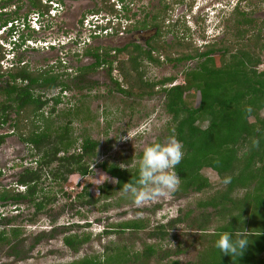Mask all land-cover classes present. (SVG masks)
<instances>
[{
    "label": "trees",
    "instance_id": "obj_1",
    "mask_svg": "<svg viewBox=\"0 0 264 264\" xmlns=\"http://www.w3.org/2000/svg\"><path fill=\"white\" fill-rule=\"evenodd\" d=\"M54 1L65 5L68 0ZM120 3L123 5L124 19L130 23L125 29L120 24L113 37H118L122 31L131 34L152 29L158 31L157 35L148 39L146 48L145 44L128 43L122 48L86 49L84 56H91L95 62L79 68L77 72L80 75L76 72L75 79L79 81L84 74L109 66V73L112 75L118 71L124 84L128 85L129 89H126L119 80L113 79L122 94L132 96L138 90L139 97L164 96L165 112L172 118L171 134L183 145L184 152L182 162L175 169L181 179L176 195L201 194L210 190L212 184L203 175L205 169L214 170L221 178L224 189L199 203L202 215L194 223L205 234L213 223V215L226 223L217 227L211 237V246L206 247L198 259L190 264H264V69L261 70L264 64V21L252 16L256 10L250 12L240 3L231 13L233 26L227 24L230 18L224 20L228 31L223 34V39L211 43L205 41L204 45L198 46L192 40L194 35L188 21L180 18L171 20L173 7L166 6L152 20L148 16L144 20H136L140 14L133 11L130 3L126 0H120ZM16 4L19 5L17 10L9 11ZM116 5L112 0H100L99 9L93 13L107 12L122 17ZM30 7L31 15L38 17H49L52 11V5L48 2L44 4L43 0H30ZM190 7V12H193L195 6L190 4ZM21 9L19 1L0 0V31L8 24L20 23L21 20L30 30L27 22L29 15L23 19ZM132 14L134 17L131 20L129 16ZM43 29H47V26H43ZM19 30L17 26L10 30L9 35ZM169 33L175 37L171 43L164 40L165 34ZM29 38L32 40L31 31L22 36L14 51L26 46ZM50 49L55 50L56 47L52 45ZM75 56L78 59L81 57L80 54ZM15 58L16 54L11 61L13 65L4 69L2 63L7 59V50L0 44V125L8 124L15 116L11 120L15 122L13 134L18 135L20 141L31 149L30 157L34 161L19 174L16 182L18 188L0 190V248L10 247L11 255L17 260H25L44 239L54 237L57 229L61 228L39 234L34 243L26 246L25 230L16 224L19 215L6 217L1 213V208L14 206L20 212L21 206L28 205L34 210L28 222L36 223L39 215L47 212L55 203L56 189L61 188L63 192L72 176L88 177L93 174L92 161L98 156L100 143L90 136L81 135L80 139L73 135L74 120L83 110L76 113L63 111L57 116V123L52 120L57 106L74 87L70 79L74 73L60 71L66 68L62 61L48 68L32 69L23 58L19 57L16 61ZM165 59L177 66L190 62H197L198 65L185 70V84L175 85L176 77L153 83L146 81L144 63L160 65ZM58 89L60 92L55 95ZM89 89L93 88L90 86ZM192 91L201 95L197 108L187 99ZM48 94L52 97L49 98ZM51 103L53 109L49 114L51 116L47 117L45 108ZM90 116L87 113L81 122L94 121ZM206 123L208 125L204 127ZM8 136L0 135V147ZM101 168L118 181L116 186L101 187L98 198H94L89 187H86L78 198L87 199L85 201L89 205L108 202L109 208L112 206L109 205L111 197L121 193L120 189L125 183L138 178V168L136 165L124 168L120 164L107 162L101 164ZM226 177L231 178L227 185L223 183ZM48 181L50 183L46 186ZM19 187L25 188V192L16 191ZM211 209L213 214L209 212ZM180 222L181 219L176 218L166 225H159L152 236L163 242L169 228ZM78 227L81 226L74 223L63 227L65 234H68L63 239L64 244L76 253L93 239L91 233H74L73 229ZM146 227V221L134 220L112 225L104 233L110 235L113 230L120 233L142 231ZM240 228L248 231L250 243L243 255H221L215 248V241L224 232H235ZM159 250L157 245H153L142 253H133L128 246L113 245L105 248L103 255L85 256L69 264H140L142 260L154 258ZM171 264H180V261Z\"/></svg>",
    "mask_w": 264,
    "mask_h": 264
},
{
    "label": "rangeland",
    "instance_id": "obj_2",
    "mask_svg": "<svg viewBox=\"0 0 264 264\" xmlns=\"http://www.w3.org/2000/svg\"><path fill=\"white\" fill-rule=\"evenodd\" d=\"M18 1L22 5L20 10L21 17L23 19L27 15L31 17L30 0H16V2ZM112 1L114 3V0ZM126 1L130 3L135 13L140 14L136 20H144L146 16H148L149 20H152L155 15L161 14L166 6L173 7L171 20L180 18L183 19L182 21H188V25L194 35L192 40L198 46L204 45L205 41L209 43L221 41L223 34L228 31V28H225L224 20L225 18H230L227 24H233L234 17L231 13L235 11L240 3L243 8L250 12L256 10L252 16L256 20L264 21V0ZM43 3L45 4L46 2L43 0ZM190 4L195 6L193 7V12H190ZM99 5L100 0H68L65 5H61L49 17L40 18L41 27L47 26V29H41V31L38 30L40 28L39 22L32 26L37 29L36 31L32 28L30 30L25 28L24 21L21 20L17 24L20 30L15 36V40L18 42L22 41V36L27 35L31 31L32 40L29 38L28 41L30 42L26 44L29 48L24 46L21 50H16L15 53L7 56L6 60L9 63L6 60L2 63L4 69L10 68L13 65L11 61L15 54V61L21 57L32 69L48 68L62 61L66 68L60 71L68 70L74 73V77L70 78L74 82V87L72 85L73 88L67 94L68 97L57 106L52 120L57 123V116L63 111L76 113V111L83 110L80 112L79 118L74 120L73 127L75 131L73 135L78 138L81 135L82 137L83 135L90 136L100 143V147L98 156L92 161L93 174L88 177L72 176L69 182L65 184L63 192L61 188L56 189L57 198L55 203L48 208L47 212L39 215L36 223L28 222V219L34 213V210L29 208L28 205L21 206L20 212L14 206L1 208V213L6 217L19 215L16 224L22 226L25 230L26 246L34 243L39 234L51 232L56 227L61 229H57L54 237L44 239L33 254L25 260H17L11 255L10 247H1L0 264H69L81 260L85 256L103 255L105 248L113 245L128 246L133 253H142L149 246L157 245L160 249L158 254L152 259L142 260L140 264H171L177 260L180 261V264H190L198 259L206 247L211 246L210 243L213 241L211 237L214 236L213 233L217 227L226 223L225 220L220 221L219 218L213 215L214 220L207 234L199 231L194 223L202 215L199 203L215 196L218 191L224 189L221 178L212 169H205L203 172V175L210 180L212 188L201 194L176 195L175 191L169 196L158 197L138 207L131 198L121 192L111 197L109 205L112 206L109 208L108 202L89 205L85 201L87 199L80 200L78 198V195L86 187H89L90 193L94 198H98L101 195V187L116 186L117 180L103 171L101 164L105 162L116 163L124 168H133L135 161L142 155L144 147L159 141L164 143L167 138L173 137L171 134L173 127L172 118L165 112L163 95L139 97L138 90H135V95L132 96L122 94L113 79L119 80L126 89H129L128 85L124 84L123 78L118 71L113 72L111 75L109 66L102 67L90 74H84L79 81L75 79L77 74L80 75L77 72L79 68L94 63V59L91 56H84L86 49L99 47L122 48L128 43L141 44L143 43L141 41L147 36L144 34L141 37L133 33V36H130L131 34L126 33L122 37L111 36L109 38L90 39V30L85 28V25H87L86 21H92V11H97ZM18 6L16 4V6L10 7L9 11H16ZM118 8L120 7L118 6ZM100 14L102 16L111 15L107 12H100ZM186 14L188 15L187 18L185 17ZM133 15L129 16L131 20L134 17ZM122 18H125L123 12ZM203 19L205 20L203 21ZM82 20H86L84 28L81 25ZM9 27L10 24L8 29ZM9 32L10 30L5 31V29H2L0 33V44L5 47L7 54L10 51L7 47H9V43L12 40ZM157 33V30L152 29L149 35L153 37ZM180 33L183 34L181 31ZM147 37L146 42L148 41ZM174 39L173 34H165L164 40L167 43H171ZM51 45H55L56 49H49ZM146 45L144 46L145 48ZM76 54H80L81 57L78 59L75 56ZM262 59L264 62V53ZM177 65L166 62V59L162 60L160 65L146 62L143 65L146 73L145 79L153 83L176 77L175 85L185 84V70L196 68L198 63L190 62ZM263 69L264 64L261 66V70ZM90 86L93 88L92 90L89 89ZM59 92V89L56 90L55 95ZM50 95L48 94L49 98L52 97ZM187 99L194 107L200 106V93L196 91L189 92ZM52 105L51 103L45 108L47 117L51 116L49 114L53 109ZM88 109L89 112H87ZM87 113H90V118L93 117L95 120L81 122L84 117H87ZM262 114L264 115V113ZM12 119H15L14 115ZM11 120L8 124L0 125V135H10L0 147V171L3 173V177L0 178V190L2 188L11 189L18 181L19 174L22 173L24 167L32 165L31 163L34 161L30 157L31 149L20 141L18 135L13 134L15 130L12 127L15 122ZM254 120L253 118L252 121ZM207 125L208 123L204 127ZM122 137H128V139H121ZM33 166L35 167L34 164ZM49 183L48 181L46 186ZM16 191L25 192L24 189H17ZM0 206L2 205L0 204ZM209 212L213 214L212 209ZM176 218H180L181 222L169 228L165 241L160 242L159 239L152 236L159 225H166ZM134 220L146 221V229L125 233L113 230L110 235L104 233L112 225ZM54 221L56 224H54ZM73 223L81 226L73 229L74 233L81 234L86 232L93 235L92 241L86 244L79 253L70 250L63 241L64 237L68 235L65 234L66 230L63 227Z\"/></svg>",
    "mask_w": 264,
    "mask_h": 264
},
{
    "label": "clouds",
    "instance_id": "obj_3",
    "mask_svg": "<svg viewBox=\"0 0 264 264\" xmlns=\"http://www.w3.org/2000/svg\"><path fill=\"white\" fill-rule=\"evenodd\" d=\"M44 1L52 5V11L50 15L61 7V5L54 0H52L53 2H49L48 0ZM114 3L117 4L116 8L123 12V6L121 5L120 0H114ZM118 6L120 8H118ZM92 16L94 17L90 22L96 26V29L88 28L90 30V39H94V37H98L95 39H102L106 37L109 38L114 34L115 30L120 24H122L123 28L125 29V27H127L130 23L128 20L116 15L102 16L100 13H93ZM40 18L43 17L32 15L28 18L27 22L30 24L33 30L37 31V29L32 26L33 24H38V22L40 23V28H38V30L41 31V29H43V27H41V21H39ZM85 21L86 20H83V28ZM17 24L18 23H10L9 29L8 26L3 29H5V31L11 30L19 26ZM85 28H87V26ZM125 34V31H122L119 36L122 37ZM16 35L17 33L15 32L11 36L12 40L9 43V47H7L10 51L7 56L15 53L14 48L18 43V41L15 40ZM54 47L56 46L54 45ZM121 139H128V137H122ZM183 156V145L175 137L167 138L166 142L164 143L156 142L144 147L142 150V155L138 160L135 161V165L138 168V178L135 181L125 183L120 191H122L125 196L131 198L133 203L138 207L158 197L169 196L173 194L181 183V179L177 175L175 169L182 162ZM230 182V177L223 179V183L225 185L229 184ZM116 183H118V181H116ZM13 187H17L16 183L13 185ZM20 189L25 190L23 187H19V190ZM229 222L230 220L228 223ZM249 244L248 231L244 228H240L235 232L226 231L221 234L215 241V248L219 250L221 255L236 257L242 256Z\"/></svg>",
    "mask_w": 264,
    "mask_h": 264
},
{
    "label": "water",
    "instance_id": "obj_4",
    "mask_svg": "<svg viewBox=\"0 0 264 264\" xmlns=\"http://www.w3.org/2000/svg\"><path fill=\"white\" fill-rule=\"evenodd\" d=\"M149 32H150V31H138V32H135V33H133V34L140 35L141 37H143V35L146 34V35L148 36V37L146 36V37H147V40H148V39L151 37V36L149 35ZM133 34H131L130 36H133ZM146 37H145L144 40L141 41V42H143V43H141V44H145V43H146ZM125 45H126V44H125ZM125 45H124V46H125Z\"/></svg>",
    "mask_w": 264,
    "mask_h": 264
},
{
    "label": "built area",
    "instance_id": "obj_5",
    "mask_svg": "<svg viewBox=\"0 0 264 264\" xmlns=\"http://www.w3.org/2000/svg\"><path fill=\"white\" fill-rule=\"evenodd\" d=\"M94 17V16H93ZM92 17V18H93ZM86 26H87V28H89V29H96V26L95 25H93L90 21H86ZM106 33V32H105ZM107 34V33H106Z\"/></svg>",
    "mask_w": 264,
    "mask_h": 264
},
{
    "label": "flooded vegetation",
    "instance_id": "obj_6",
    "mask_svg": "<svg viewBox=\"0 0 264 264\" xmlns=\"http://www.w3.org/2000/svg\"><path fill=\"white\" fill-rule=\"evenodd\" d=\"M92 12H94V11H92ZM140 31V30H139ZM142 31V30H141ZM136 32H138V31H136ZM135 33V32H134ZM132 34V33H131ZM94 62H95V60H94ZM91 65V64H90Z\"/></svg>",
    "mask_w": 264,
    "mask_h": 264
}]
</instances>
